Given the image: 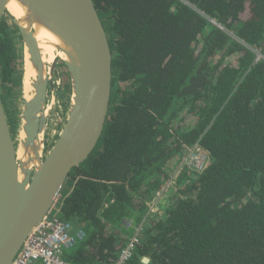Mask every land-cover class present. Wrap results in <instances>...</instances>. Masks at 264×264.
Instances as JSON below:
<instances>
[{"label":"trees","instance_id":"trees-1","mask_svg":"<svg viewBox=\"0 0 264 264\" xmlns=\"http://www.w3.org/2000/svg\"><path fill=\"white\" fill-rule=\"evenodd\" d=\"M94 3L112 16V96L98 148L59 201L85 233L63 259L112 264L131 219L144 228L127 264H264V0ZM11 28L3 18L0 86L14 77ZM194 145L209 163L182 172L163 215L144 220Z\"/></svg>","mask_w":264,"mask_h":264},{"label":"water","instance_id":"water-1","mask_svg":"<svg viewBox=\"0 0 264 264\" xmlns=\"http://www.w3.org/2000/svg\"><path fill=\"white\" fill-rule=\"evenodd\" d=\"M9 1L0 0V22L8 13ZM14 1L23 6L26 24L20 25L10 15L11 22L34 72L30 79L33 97L24 100L22 111L27 146L37 145L43 135L47 91L53 89L51 77L56 67L55 61L47 71L42 62L34 37L37 28L62 45L74 103L52 149L43 156L38 144L35 162L22 169L0 95V264L14 260L29 233L54 207L73 168L85 163L98 148L112 96V50L94 0ZM142 262L148 263L149 258L143 257Z\"/></svg>","mask_w":264,"mask_h":264},{"label":"built area","instance_id":"built-area-1","mask_svg":"<svg viewBox=\"0 0 264 264\" xmlns=\"http://www.w3.org/2000/svg\"><path fill=\"white\" fill-rule=\"evenodd\" d=\"M260 59H264L263 56L256 53V61ZM208 163V157L197 145L188 148L182 155L179 166L176 167L180 170L176 171L168 180L163 181L161 189L155 192L144 220L156 214L163 215L164 206L168 203L167 198L169 199L168 193H172L176 187V179L182 172H201ZM59 204L58 202L57 206L53 207L29 233L10 264H71L63 259V253L83 241L85 233L81 224L75 225L61 219ZM122 224L124 228L132 229L133 234L120 249L112 264H127L141 243L143 222L134 224L131 219H125Z\"/></svg>","mask_w":264,"mask_h":264},{"label":"rangeland","instance_id":"rangeland-1","mask_svg":"<svg viewBox=\"0 0 264 264\" xmlns=\"http://www.w3.org/2000/svg\"><path fill=\"white\" fill-rule=\"evenodd\" d=\"M100 18L102 20V23L107 31H110V25H111V14H100ZM248 11L246 10L240 15V18L242 20H246L248 18ZM4 18L7 21V24L11 26L13 29V32L11 33V39H12V45L15 52V60L13 62L14 64V77L11 82L0 86V95L2 100V105L5 108V113L9 114L8 119H10V127L12 126L14 119L11 118L12 116H22L23 111V104H24V80L26 78V75L29 74L28 79H31V73L26 72V60H25V47L23 45V42L16 30V28L12 25L10 14L6 13ZM53 81V89L52 91L48 89L47 96H48V102L46 98V107L47 115L46 119L48 120L46 126H45V141H47V144H52L51 142H54V140L57 138L58 134L61 132L62 125L66 122V112L69 108V99L72 95L71 93V87H70V81H68V74L66 71V68L60 60L56 62V67L54 69V74L52 75ZM52 96V97H51ZM51 107V108H50ZM46 112V111H45ZM191 119L189 117H186L184 121H177L175 123V127H185L187 123ZM9 127V128H10ZM14 135V133H13ZM48 145V146H50ZM44 154V152H43ZM182 158V157H181ZM181 158L178 160V165L181 162ZM176 164V163H173ZM180 169L172 168L170 170V174L168 177L173 176V174ZM183 170V169H182ZM181 170V171H182ZM172 171V172H171ZM180 171V172H181ZM68 182L66 185H64V189L62 190V193L64 191H68L69 188L67 187ZM61 196L56 201L54 207L57 206V203L60 201ZM163 207V206H161Z\"/></svg>","mask_w":264,"mask_h":264},{"label":"bare ground","instance_id":"bare-ground-1","mask_svg":"<svg viewBox=\"0 0 264 264\" xmlns=\"http://www.w3.org/2000/svg\"><path fill=\"white\" fill-rule=\"evenodd\" d=\"M6 9H7V12L11 16H13L15 19H18L20 25L24 26L26 24L25 20H24L25 11L23 10L22 5L18 4L14 0H10L6 6ZM34 37L37 40L38 50H39V53L41 55L42 62L47 66V71L50 70L51 64L54 63L55 61L57 62L58 60H60L61 62H63V60L66 59V55L62 52V48L60 47L62 45L59 44L60 42L58 41V39L55 36H52L46 32H43V30L37 28L35 33H34ZM25 54H26V56H25L26 72L28 71V73H31V67H30V63H29V55L26 52V50H25ZM31 74L34 76L33 71ZM53 74H54V71H53L52 75ZM28 76H29V74L26 75V78L24 80L25 84H24L23 93H24V99L25 100H30L33 97V90H32V86H31V82L28 79ZM48 101L49 100H48V96H47V102ZM72 103H74V98L71 95V97L69 99V105L70 106L66 112V117H67L66 120L69 117V112H70ZM3 109L5 112L4 107H3ZM47 110H48V108L46 107L45 115H47ZM5 115H6V119L8 121V124H9L10 119L7 118V117H9V114L5 113ZM11 118H13L15 121V122H13L11 127L9 124L12 142H13V145L15 147V155H16L17 160L19 162H21V165H22L21 168L25 169L29 163L35 162V155L37 153V147L39 150V145H40V147L42 149V153L44 152V154H42V155L43 156L47 155V153L52 149V147L56 143L61 132L58 134V136L54 140V142H51L52 143L51 145L47 144V141H45V131H43V135L40 134L39 138H38L40 142L38 143V140H36L37 145L33 144V146H27V142H26L27 136H26L25 131H23V129H22V125L24 123L23 116H21V117L12 116ZM47 122H48V120L46 119V124H47ZM64 125H62L61 129L63 128ZM13 133H14V135H13ZM48 145H50V146H48ZM29 159H31L32 161L30 162ZM22 178H23V174L21 172H19V179L21 180Z\"/></svg>","mask_w":264,"mask_h":264},{"label":"crops","instance_id":"crops-1","mask_svg":"<svg viewBox=\"0 0 264 264\" xmlns=\"http://www.w3.org/2000/svg\"><path fill=\"white\" fill-rule=\"evenodd\" d=\"M173 163H174V161H172V162L169 164L168 167L176 168V167L179 166V165H178V162H177L176 164H173ZM175 193H176V187L172 190V194H170V193H169V194L175 196Z\"/></svg>","mask_w":264,"mask_h":264}]
</instances>
